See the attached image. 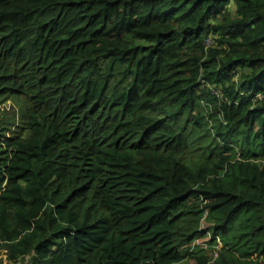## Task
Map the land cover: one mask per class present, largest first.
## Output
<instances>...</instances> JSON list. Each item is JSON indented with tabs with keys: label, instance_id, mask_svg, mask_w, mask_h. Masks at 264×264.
<instances>
[{
	"label": "trees",
	"instance_id": "obj_1",
	"mask_svg": "<svg viewBox=\"0 0 264 264\" xmlns=\"http://www.w3.org/2000/svg\"><path fill=\"white\" fill-rule=\"evenodd\" d=\"M0 248L264 264V0H0Z\"/></svg>",
	"mask_w": 264,
	"mask_h": 264
},
{
	"label": "rangeland",
	"instance_id": "obj_2",
	"mask_svg": "<svg viewBox=\"0 0 264 264\" xmlns=\"http://www.w3.org/2000/svg\"><path fill=\"white\" fill-rule=\"evenodd\" d=\"M208 44H213V41H210ZM22 105H23V100H21V99L16 101L15 103L9 101L1 107V112H3L4 110H10L11 106H14L17 110V109H20L22 107ZM19 118H20V116H17V120H19ZM208 226L209 225L205 222V228H207ZM0 264H11L8 262V258L6 256L5 251L2 250L1 248H0ZM19 264H22V263H19Z\"/></svg>",
	"mask_w": 264,
	"mask_h": 264
},
{
	"label": "clouds",
	"instance_id": "obj_3",
	"mask_svg": "<svg viewBox=\"0 0 264 264\" xmlns=\"http://www.w3.org/2000/svg\"><path fill=\"white\" fill-rule=\"evenodd\" d=\"M209 226H210V225H209ZM209 226H208V227H209ZM208 227H207V228H208ZM201 228H202V229H206V228H205V217H204V219H203V221H202V223H201ZM211 239H212L211 232H207V235H206L205 238H203V239H197V240H201V241H204V242H208V241H210ZM197 240H196V241H197ZM216 242H217L216 245H212V246L214 247L215 251H218V249H219L222 245H221V241H220L219 238H216ZM215 251H214V252H215ZM216 258H217V257H216ZM216 258H214V254H213V260L216 259ZM27 259L29 260V257L26 258L24 264H27V262H28ZM8 262H9V261H8ZM18 264H19V263H18Z\"/></svg>",
	"mask_w": 264,
	"mask_h": 264
},
{
	"label": "built area",
	"instance_id": "obj_4",
	"mask_svg": "<svg viewBox=\"0 0 264 264\" xmlns=\"http://www.w3.org/2000/svg\"><path fill=\"white\" fill-rule=\"evenodd\" d=\"M210 40H211V39H208V40H207V44L210 42ZM209 45H210V44H209ZM204 243H205V242H204V241H201V240H197V241H196V244L204 245ZM204 246L206 247V245H204ZM217 254H218L217 251H215V252H214V258L217 257Z\"/></svg>",
	"mask_w": 264,
	"mask_h": 264
}]
</instances>
